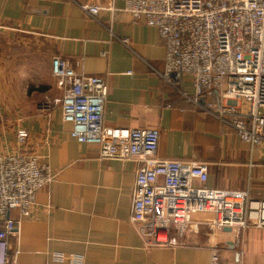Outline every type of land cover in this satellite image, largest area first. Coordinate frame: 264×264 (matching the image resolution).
<instances>
[{
  "label": "crops",
  "instance_id": "obj_1",
  "mask_svg": "<svg viewBox=\"0 0 264 264\" xmlns=\"http://www.w3.org/2000/svg\"><path fill=\"white\" fill-rule=\"evenodd\" d=\"M86 3L103 7L97 19L82 9ZM123 7L124 0H0V102L11 106L14 122L0 153L36 154L54 174L28 215L8 211L19 224L7 238V264H58L54 252L81 255L83 264H264V226H247L238 242L234 230L200 225L175 246H144L130 222L138 161L100 157L98 144L69 135L54 55L105 80L106 126L158 128L160 158L204 162L207 185L264 199V143L242 142L202 102L166 83L157 29ZM179 88L192 94L189 77ZM18 128L29 132L25 144L16 140Z\"/></svg>",
  "mask_w": 264,
  "mask_h": 264
},
{
  "label": "built area",
  "instance_id": "obj_2",
  "mask_svg": "<svg viewBox=\"0 0 264 264\" xmlns=\"http://www.w3.org/2000/svg\"><path fill=\"white\" fill-rule=\"evenodd\" d=\"M81 7L92 19L103 9ZM122 9L157 29L165 48L158 74L166 83L195 104L202 100L201 108L232 127L242 142L264 143V0H124ZM50 68L63 92L60 107L71 125L69 135L98 144L100 157L138 161L130 222L144 246H175L200 225L229 227L237 242L247 226H264V199L248 189L207 185L204 162L160 158L158 128L106 126L107 85L101 76L78 70L59 55ZM185 77L192 94L179 88ZM28 136L25 128L16 130L19 144ZM53 178L36 154L0 153V264L8 262L7 238L19 224L8 211L28 215L37 191ZM211 258L218 259L217 248ZM52 259L83 264L81 255L54 252Z\"/></svg>",
  "mask_w": 264,
  "mask_h": 264
},
{
  "label": "rangeland",
  "instance_id": "obj_3",
  "mask_svg": "<svg viewBox=\"0 0 264 264\" xmlns=\"http://www.w3.org/2000/svg\"><path fill=\"white\" fill-rule=\"evenodd\" d=\"M2 91V90H1ZM0 96H3L2 92L0 94ZM41 107L43 106V104H40ZM32 106H28V108L30 109ZM11 108V106L7 105V104H2L0 102V137H3L5 135L8 136L9 130L12 126V124L14 123L13 121L8 120L7 118V111Z\"/></svg>",
  "mask_w": 264,
  "mask_h": 264
},
{
  "label": "water",
  "instance_id": "obj_4",
  "mask_svg": "<svg viewBox=\"0 0 264 264\" xmlns=\"http://www.w3.org/2000/svg\"><path fill=\"white\" fill-rule=\"evenodd\" d=\"M200 102H202V100H200ZM225 230H228V231H230L231 230V228H229V227H226V228H224Z\"/></svg>",
  "mask_w": 264,
  "mask_h": 264
}]
</instances>
